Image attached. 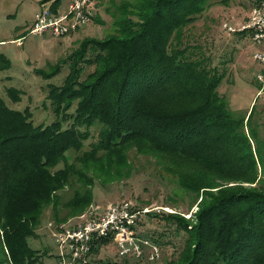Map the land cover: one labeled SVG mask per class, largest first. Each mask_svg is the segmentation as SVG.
<instances>
[{"label":"trees","instance_id":"16d2710c","mask_svg":"<svg viewBox=\"0 0 264 264\" xmlns=\"http://www.w3.org/2000/svg\"><path fill=\"white\" fill-rule=\"evenodd\" d=\"M208 6L108 0L110 27L79 41L62 84L45 87L51 122L35 124L28 107L0 98V264H36L46 250L29 238L40 237L45 208L56 222L77 216L93 202L95 185L108 188L144 164L168 203L189 197L188 210L197 203L193 219L163 209L139 214L138 237L146 216L182 238L166 264H264V134L253 122L255 107L235 115L218 92L231 54L216 53L221 47L207 54L191 40L187 26ZM60 61L37 74L54 78ZM10 64L0 53V70ZM85 65L92 70L84 73ZM21 93L9 87L7 94L17 102ZM164 234L142 237L160 246L168 244ZM108 244V237L94 240L88 258ZM117 256L130 259L118 249Z\"/></svg>","mask_w":264,"mask_h":264},{"label":"rangeland","instance_id":"374dc122","mask_svg":"<svg viewBox=\"0 0 264 264\" xmlns=\"http://www.w3.org/2000/svg\"><path fill=\"white\" fill-rule=\"evenodd\" d=\"M209 6L203 12L202 18L188 24L187 29L192 34L191 40H196L204 51L214 56L217 49L219 55L223 52L230 53L226 56L230 59L227 64L226 73L222 79L218 92L223 95L233 114L238 115L254 108L253 122L258 125L261 134H264V82L258 80L257 75L264 70V59L257 56H264V42H253L248 33L236 31L229 32L231 28H239L251 18L254 7L258 4L249 0H206ZM0 0V53H3L11 61L9 68L0 70V98H3L12 108L28 109L32 113L35 124L48 123L54 118L50 111V103L47 100L48 94L45 87L49 82L61 85L64 77L69 71L68 55L78 46V42L85 37L100 38L104 35L109 26V16L105 12L108 0L94 1V14L105 21V24L94 22V18L77 27L72 33L55 37L50 33L33 34L29 32L30 24L34 14L42 4H46L60 11L65 9L66 0ZM56 9V10H57ZM21 38L22 46H18L15 40ZM61 60V61H60ZM62 62L59 74L54 78H45L37 74L36 69L49 70L51 65ZM92 70L91 66H84V73ZM14 87L22 91L20 100L13 102L8 96V88ZM94 135V129H92ZM91 141L88 138L86 142ZM140 161L145 162L141 157ZM127 179L113 182L108 188L95 185L92 191L93 202L79 215L62 221H54L52 207L44 211L43 222L38 230L41 234L37 238H29L31 246L46 250L36 264H60L57 258L58 247L53 239V230L56 226L80 222L82 216L88 213L96 205L103 208L108 203L122 200H130L138 207L145 206H167L173 212L181 211L187 219H193V213L197 210V203L188 210L187 202L190 198H184L175 205L167 202V190L150 177L147 164L138 167ZM216 190V189H213ZM181 196L182 191L177 190ZM69 191L65 190V198ZM200 200V199H199ZM198 200V201H199ZM197 201V202H198ZM66 212L61 209L60 216ZM143 221L138 226L140 238L142 235L158 232L165 233L162 240H168V244L159 243L160 257L156 260H148L146 256L140 257V262L133 260H121L117 256V249L114 244H108L101 248L96 254L86 258L89 264H105L107 261H114L117 264H166L174 258L181 249L182 238L172 232V228L163 221L143 216ZM132 258V259H131ZM138 259V258H134ZM149 261V262H147ZM77 264V263H76ZM80 264V263H79ZM82 264V262H81Z\"/></svg>","mask_w":264,"mask_h":264},{"label":"built area","instance_id":"2783aa9c","mask_svg":"<svg viewBox=\"0 0 264 264\" xmlns=\"http://www.w3.org/2000/svg\"><path fill=\"white\" fill-rule=\"evenodd\" d=\"M95 0H66L65 9L53 10L52 7L42 4L34 14L29 32L33 34L52 33L61 37L74 31L77 27L89 22L94 15ZM254 7L251 18L239 28L228 26L229 32H246L256 43L264 42V0ZM21 45V39L16 40ZM264 59V56H257ZM259 81L264 82V70L257 75ZM160 209L173 212L167 206L144 207L135 210L133 202L122 200L106 204L82 216L80 222L56 226L53 230V239L58 247L60 264H85L91 250V245L97 238L108 237L112 240L122 256L140 258L146 256L148 260L160 257V248L147 238L136 235V220L140 213Z\"/></svg>","mask_w":264,"mask_h":264},{"label":"crops","instance_id":"0c3cea01","mask_svg":"<svg viewBox=\"0 0 264 264\" xmlns=\"http://www.w3.org/2000/svg\"><path fill=\"white\" fill-rule=\"evenodd\" d=\"M33 21H34V19H33ZM33 21H32V22H33Z\"/></svg>","mask_w":264,"mask_h":264}]
</instances>
